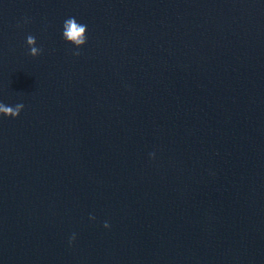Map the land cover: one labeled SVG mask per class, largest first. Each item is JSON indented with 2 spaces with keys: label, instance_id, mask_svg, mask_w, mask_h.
<instances>
[{
  "label": "water",
  "instance_id": "1",
  "mask_svg": "<svg viewBox=\"0 0 264 264\" xmlns=\"http://www.w3.org/2000/svg\"><path fill=\"white\" fill-rule=\"evenodd\" d=\"M0 104V264H264V0H0Z\"/></svg>",
  "mask_w": 264,
  "mask_h": 264
},
{
  "label": "clouds",
  "instance_id": "2",
  "mask_svg": "<svg viewBox=\"0 0 264 264\" xmlns=\"http://www.w3.org/2000/svg\"><path fill=\"white\" fill-rule=\"evenodd\" d=\"M63 36L64 39L70 43L75 44L77 48H83L88 42V27L86 24L79 22L75 17H69L64 21L63 24ZM30 52L32 56L39 55L38 48L36 47L35 39L33 37L27 38ZM79 54L78 52L76 53ZM24 108L22 106L12 108L0 104V118L19 119ZM109 225L105 224V228ZM72 241H75V236L72 237Z\"/></svg>",
  "mask_w": 264,
  "mask_h": 264
}]
</instances>
